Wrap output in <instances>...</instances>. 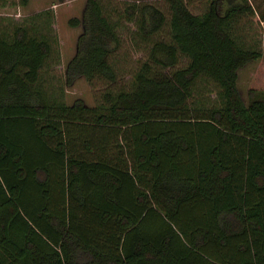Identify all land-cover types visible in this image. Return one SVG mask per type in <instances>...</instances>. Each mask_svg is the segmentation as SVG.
<instances>
[{
  "label": "trees",
  "instance_id": "16d2710c",
  "mask_svg": "<svg viewBox=\"0 0 264 264\" xmlns=\"http://www.w3.org/2000/svg\"><path fill=\"white\" fill-rule=\"evenodd\" d=\"M165 2L166 13L124 5L146 58L130 88L92 103L49 95L38 82L48 36L0 16V264H264V88L243 97L236 84L261 56L245 30L252 6ZM33 15L49 26V8ZM67 23L80 30L63 83L113 80L102 2L84 0ZM199 75L217 99H194Z\"/></svg>",
  "mask_w": 264,
  "mask_h": 264
},
{
  "label": "rangeland",
  "instance_id": "374dc122",
  "mask_svg": "<svg viewBox=\"0 0 264 264\" xmlns=\"http://www.w3.org/2000/svg\"><path fill=\"white\" fill-rule=\"evenodd\" d=\"M109 19L115 24L117 44L109 52L108 58L114 70V79L111 81L93 78L90 80L79 76L69 85L63 83V66L68 57L74 52L75 37L80 30L79 25H69L67 18L79 16L84 0H27L25 4L6 2L0 4V16L6 15L12 21H20L30 25L38 32H43L51 41L53 53L50 54L45 65L38 71L39 84L49 95L62 98L70 102L74 97H81L88 103L99 99L103 89L117 90L132 86L133 74L146 58L149 40L140 34L134 13L131 17L122 15L124 5L135 1H148L160 7L164 13L167 10L165 0H100ZM188 8L199 12L206 6L207 0H185ZM252 6V12L245 20V30L260 38L261 56L247 62L237 69L236 84L240 94L245 97L247 86L252 84L264 88V0H247ZM50 9L51 18L48 27L40 17H33L34 12ZM162 33L160 30L158 32ZM185 57L178 56L176 63L169 67H162L160 71H169L182 66ZM216 85L203 75L197 76L192 86L191 93L198 102L200 97L206 95L207 100L217 99ZM192 96V97H193Z\"/></svg>",
  "mask_w": 264,
  "mask_h": 264
}]
</instances>
